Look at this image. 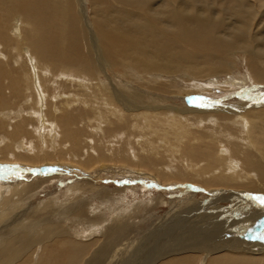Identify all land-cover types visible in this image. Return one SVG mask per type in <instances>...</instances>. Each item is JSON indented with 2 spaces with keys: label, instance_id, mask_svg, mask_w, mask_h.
<instances>
[{
  "label": "bare ground",
  "instance_id": "6f19581e",
  "mask_svg": "<svg viewBox=\"0 0 264 264\" xmlns=\"http://www.w3.org/2000/svg\"><path fill=\"white\" fill-rule=\"evenodd\" d=\"M88 1L90 2V5L92 7L91 20H88L87 18L86 2L83 0L81 3V6L83 5L82 12L80 11L82 14L78 10V8H80L79 7L80 4H78L79 2L77 0H63L65 5L64 8H61L59 6V0H0V42H9L11 40V36L9 34V30L7 29V25L18 15L24 17L25 20L24 22L26 23V25H29L30 27L28 32L29 36L27 38V43L29 44L30 48L34 51V54L37 55L38 58L37 61L33 57L34 61H36L37 67L40 64L39 67H43L45 71L48 69L47 71L48 73H51V68H53L52 70L53 72L59 69V67L61 66L66 67V69L68 68L70 69V67L71 68L74 67L76 69H79L80 73L82 72V74H84L83 75L85 76L84 80H86L88 78L89 79L94 78L95 72L102 73L106 71L105 69L107 68L116 69L117 67V69L131 70L134 73L132 76H128L127 74H125V72L121 73L122 76L125 77L124 82L126 83L124 84L128 85V88H123V86L117 87L116 84L115 85L113 83L111 84L112 81L109 78L110 83L108 81H99L97 82L98 84L97 83L93 84V82L90 83L88 86L91 87L92 93L91 94L85 93V96L83 94L81 95V98L84 97L83 99L87 100V102L83 104L84 109H86L84 112L86 113V116L89 117L93 116L95 118L94 121L100 126L101 124H103L104 126L103 128L106 132L105 134H107L108 138L109 136H114V138H117L119 135V139H120L121 138L120 135H122L123 133H124L123 135L130 134L131 136L134 137L137 136L141 137L140 150L142 151V153L139 152L137 156L140 155V159L142 161H140V163L138 164L132 162L134 166H136L140 170H142L143 168L146 169L149 168L150 170L147 172L154 175L156 179H159L162 182H166V183L194 182L202 186L203 188L211 190V192H214V195H216L217 193V195L214 196V198H212V201L214 200L216 202L220 194L224 195L228 192L230 193L232 190L235 189H238L236 191H246V192L248 190L256 191L259 192L260 195L261 194L264 195V151L262 152L264 148L262 150L260 149V147H262L260 146L261 143H257V144L255 143L254 146L248 147L247 149L246 147L244 148L243 145L244 143H241L243 146L237 144L234 147L230 148V151L231 150L233 151H231L232 153L231 152L229 153L233 154V152L235 151L237 155L240 156L239 159L240 161L238 162L240 163L242 161V165L239 164L242 167L238 166V164H237L238 167L235 166L233 167L234 164H230L229 169L232 173L230 175H227L225 174L226 171L223 172L221 170L222 171L221 172L219 170L218 172H214L213 170L216 167V163H218L217 162L218 160L215 163L213 159V154H214L213 146L210 145L206 147H201L194 143L193 145H191V143H188V145L186 146V144L184 145V143L186 142L187 139L184 138L188 137V141L190 140L189 131L185 130L184 132V129L180 130L179 128H174V133H176L178 138L177 139L175 138L174 139L175 141L173 143L175 142L180 143V145H177L178 147H181L182 145L185 146L184 149H182L181 151L182 153L188 152L189 155L188 162L190 165L193 166V169L189 170V173L191 175L180 179L179 177H177L179 174L173 171L174 168H172V166L169 165L168 163L169 159L164 154V152H167L164 150V148H166L167 146L169 147L172 144L167 145V143L171 142L170 141L171 138L169 139V136L171 135H166L163 133H168L170 129L172 130V128L169 127L170 129L169 130L167 129L166 132L165 130L160 129V137L159 135L158 137L156 136V134H159L158 132L157 133H155V131L154 133L151 132L153 128L152 126L153 124L157 126L161 125L160 120L161 121L166 120L169 123L174 122L180 125L182 121L179 120L180 117L179 115L186 112V107L192 108L191 110L195 112L205 113L206 115L209 116L208 117L209 119H215L213 117L221 116V118H223L225 122L230 121L232 122V124L235 125L236 123H238L237 126L239 125L245 126L246 124H248L247 122L249 121H247L246 118L245 120L244 117L241 116L242 114L238 115L241 111L245 109L244 108L245 106L243 107V105L231 106L228 104L218 105L214 103L211 105L196 104L198 106L187 105L182 108L181 107L175 108L174 106H165V107L160 106L159 101L160 102L162 100L171 101L176 96L172 97L169 96V94L170 95L172 93L175 94V92L181 94L182 92H184L182 89L181 90L177 89L176 91L172 92L173 89L171 88L172 84H176L179 86L182 83L179 80H181L183 77L185 78L187 76L189 77L191 76L190 78H193L192 80H194L193 76H197V75L199 79L201 77L202 78L206 77L205 79H203L206 80L205 81L206 86H204L205 89L206 88L211 89L209 85H212L214 82L218 84L225 83L227 79L225 78L221 79L222 78L221 74H224L223 72L226 71L228 73L231 72L230 74H232L234 71L233 69L230 68V66L234 68L235 66L238 65V64L233 65L231 60L232 56L236 57L238 61L244 63L253 71L252 73L255 74L257 82L260 81L264 82V66H263L264 65V59H263L264 58V26L262 27L260 25L261 24L260 20L262 19V17L264 19V0H223L221 3L218 4H216L218 0H88ZM249 2H253L254 5L248 4ZM157 6L158 8L155 9V7ZM170 25L174 27L169 28ZM258 25H260L262 28H260V26ZM12 31H14V33L17 34L16 36L19 35L21 37L20 35L21 30L19 26L17 29L14 30L12 29ZM223 33H225V35ZM1 52L2 50L0 48V54ZM28 55H30L29 51H28ZM31 58L32 56L30 57V59ZM197 64L199 65V67L197 66ZM236 69L238 70V72L240 71L238 67H236ZM40 71H42V69ZM85 72L87 74H85ZM162 73L168 74L167 77L171 79V83L168 82L169 86L166 82L169 80H166L167 77L165 78ZM63 74L64 73H62V75ZM22 75L25 76L24 74ZM86 76L88 78H86ZM210 76L212 78H210ZM236 77L239 78V80L237 81L246 82V80L240 79L242 77L240 73H237ZM230 79L231 78H228V80ZM203 80L201 81L194 80V82L198 81L197 82L198 85L196 84V86L198 87L199 83L203 82ZM6 81L7 83L5 84ZM151 81H162V82H155L154 84L155 86H154L153 83H151ZM22 83H23L22 77L19 74L15 76L13 71L10 70L9 66L6 63L0 61V109L4 110L12 106L11 103L8 101V98L4 96L2 89L4 91L8 89L12 94H14L16 97L20 99V96L23 94L20 88ZM24 83L26 84L30 83V80L29 79L28 81L24 80ZM59 86L62 87L61 85ZM203 89L204 88H202V90ZM47 90L52 91L54 89L51 90L50 88ZM156 91L157 92L159 91L160 94L153 95L152 93ZM200 92L202 91L200 90ZM50 93L51 92H49L48 94ZM144 95L152 97L153 99L151 98L150 100H154L158 104L155 102L146 104ZM39 99H42V96ZM92 101H95V103H93ZM137 102L144 104L145 107H142L141 104L136 105ZM4 103L7 104L5 108L3 106ZM261 106H262L261 104L254 106L253 108L258 109L254 111L255 112L264 111V107ZM121 107L124 110H122ZM142 109L146 111H143ZM161 109L164 111L165 109H167L166 110L167 113L161 112ZM188 111L189 109L187 110V112ZM249 113H250L249 115H253L251 109ZM245 115L248 114L245 113ZM245 115L243 114V116ZM239 119H241V122H238ZM72 120H74V117L69 121H67L68 123H66V128L64 130L65 140L67 139L69 141H74L76 142V145H78L80 142H78L76 138H78L80 132L78 131V129L77 132H74L72 130L73 123L70 122ZM24 122L21 121L19 124L14 125V131L11 133L10 138H17L22 133V130L26 124V122L25 123ZM251 125L252 124L250 123V127ZM4 126H5V122L1 120L0 134H2L1 131L5 130L3 128ZM249 132L251 131L249 130ZM149 133H152L154 135V136L152 135L154 137L153 140L147 139ZM166 136H168V138ZM243 136L244 137L247 136V140L250 138L248 137L249 136L248 134L243 133ZM128 137L131 138L130 136ZM226 137L228 136L226 135ZM233 138L236 139L237 138L236 135ZM229 139L230 138H228V140ZM224 140H227V138L225 139L224 137ZM114 141H116L115 143L117 144L115 148L114 147L106 148V146L104 145L105 148L102 147L103 150L101 148L100 151L98 149H95L94 152L95 151L96 153L98 152V155L100 156L99 159L102 162H110V161L113 162V160H118L119 158H121L122 160H119L118 163L125 164L128 160L127 157H124V153L126 152V149L121 148L120 140H114ZM76 145H75V152L79 153V149H81L82 151V148H80L82 146H80L79 144L80 147L78 149V146ZM228 145L229 143H227V146ZM233 145L234 144L232 142V146ZM174 146L177 147L176 145ZM25 150L29 151L26 148ZM72 150H73L72 148L69 149V155ZM170 150L172 149L170 148L169 151ZM1 151L2 152L9 151V145H6L4 146V148H1ZM58 154L60 159H62L64 155H68V153L65 151L64 152L60 151L58 152ZM14 156H19L17 158L18 160H22V161L27 160L31 162L32 165L39 164L42 162L45 163V161L53 160L52 157L48 156L46 153L45 155H40L39 153H36L33 157L24 156L23 154L20 153L19 154L15 153ZM115 156H117L118 159H115L114 158ZM132 157L133 159L136 158L135 156ZM88 162L90 163L91 161L89 160ZM234 162L236 163V161ZM200 163H204V164H202L201 166L199 165ZM191 167L188 165L186 167H183L184 168L183 170L186 171V169H191ZM252 169L254 170L252 171ZM178 170L181 171L182 169L178 168ZM250 170L252 171L253 174L252 177H251L252 174L248 175V171ZM139 174L141 175V173ZM143 175L145 174L143 173ZM247 176H250V178L249 177L247 178ZM207 178L210 179L207 180ZM20 185L22 188H19L18 185L17 188H15L16 190L13 191V197L15 196L14 194H19L18 196H20V193H23L27 189L26 185L23 184ZM40 204L42 203L40 202ZM69 205L70 204L66 206ZM12 206L13 205H11L9 209H12ZM84 206L82 205V207ZM35 207L37 206H34V209ZM46 207L47 206H45V208ZM38 209L40 210L39 207ZM39 210H31L32 213L28 218L30 220L31 217L35 218L37 216L39 218L41 212ZM197 210L199 211L200 208H197ZM23 211L26 210L23 209ZM81 211L83 213V210ZM45 212H47V210H45L44 213ZM208 212L214 213L216 215V211L215 212L208 211ZM43 214H41V217ZM208 214L203 213L201 215V218L198 215L197 219H192L191 211L185 210V212H180L177 216L173 217L171 219V222L168 220L170 223L169 222L166 223V226H169L173 229L178 227V232L175 233V230L167 229L164 230V233L162 234L163 230L160 228L159 233L156 235H159L158 236L159 239L160 236L161 239L162 238L163 239L162 240L160 239V241L158 242L159 244H155L152 247L148 248L150 256L152 258L150 259L152 261H156L157 259H162L163 261L158 264H192L196 256H199L202 252H206V254L210 252V254H212L211 256L212 258L209 261L207 260L208 261L207 264H244L245 262L253 263V264H264V257L258 258L261 257L258 256L259 252L261 253V251L264 250V239L258 241L263 236L255 235V239L253 238L254 241H252V239L248 240L245 237L241 239L236 235H232L235 238H237L240 243H234V241L231 242L232 240H229L230 238L228 240H225L224 238L226 236H223L221 234L222 232L221 229L223 226L219 225L221 217H218V215L214 217L213 214V217L210 218ZM2 215H0V217ZM244 217L248 222V217L246 216ZM94 219L96 218L94 217ZM242 219L243 216L240 218V221ZM189 220H191L190 223H188ZM116 221L118 222V220ZM246 221L244 220L243 222L242 221L241 222L243 224ZM126 222L124 223L123 221L122 223L120 222L117 225L114 224V226L112 227L113 232L119 234L117 235V237H120V235L127 236L131 223H129V221L127 223ZM234 222H235L234 220L233 222H230V225L231 224L233 225ZM254 222L255 224L257 223L256 220H254ZM12 223H14V221ZM25 223H23L22 225V228L24 229H26V227H28L31 224H35L34 222L33 223L31 222L30 224L27 223L25 225ZM54 224H52L51 222L48 223L46 222L45 225H47L48 228L47 229L42 228L44 234L40 233L41 236L39 237L40 241L33 238L32 240H27L25 239L26 237L25 238L23 237V235L21 238L17 240L16 244L19 245L17 247L13 246L15 243L14 242L12 243V241H8V240L7 242L1 241L3 243L2 244L0 243L1 245L0 264L8 263L17 253L23 250L20 247L29 246L32 243H34L35 240L41 242L42 244L43 243L45 244L48 241L46 239H48L49 237L48 238H44V237L51 234V231L49 230H51L50 228ZM195 224L197 226H195ZM212 225L215 226L219 225L218 227H220V229H218V231L216 230V232L212 231L211 230ZM230 225L229 227L226 228V230L230 231L231 232L230 235H231L232 231L234 230L235 224L233 226ZM239 226L240 225H238V227ZM233 232L236 233L235 231ZM263 232L264 231H262V233ZM31 233L30 235H32ZM65 234L66 233L64 232V230H60V233L57 235L58 237L55 235L58 239V240L56 239L58 241L57 246L53 248L47 247L48 249H46L45 247V251L47 252L45 253L46 263L44 264H72L71 261L73 259H71L70 257V261H69V258H67L69 253L70 252L72 253L70 254V256L74 254L75 256H77L79 252L75 253L76 251H72L73 249H70V247L66 248ZM110 240H111V236H110ZM104 244L105 245H103L100 248L98 247L95 250L94 253L96 254L92 253L94 257L93 259L87 258L85 260V264H108L107 257L109 256L108 258H110L112 252H115L113 255H116L117 250H113L111 247L109 248L110 242L108 243L106 241ZM158 245L160 248L158 247ZM128 247L130 246L128 245ZM238 247L243 250L242 252H244V254L243 253L241 254V251ZM42 249L44 251V248ZM218 250L220 252H217ZM245 251L247 253H245ZM42 254L40 255V257L42 256ZM250 255L256 257H251ZM32 256L34 257V255ZM122 256H124V250L120 257ZM180 256H183L184 258L180 259ZM127 263H130V261L126 262L125 264Z\"/></svg>",
  "mask_w": 264,
  "mask_h": 264
},
{
  "label": "rangeland",
  "instance_id": "374dc122",
  "mask_svg": "<svg viewBox=\"0 0 264 264\" xmlns=\"http://www.w3.org/2000/svg\"><path fill=\"white\" fill-rule=\"evenodd\" d=\"M77 1L79 2L78 4H80L79 5L80 8H78V10L79 12L80 11L82 12V6H83V5L81 6L82 0H77ZM83 1L86 2L87 18L88 20H91L92 7L90 5V2L88 0H83ZM222 1L223 0H218L216 4L221 3ZM248 4L254 5L253 2H249ZM59 6L61 8H64L65 5L63 0H59ZM157 8L158 6L155 7V9ZM24 21H25L24 17L17 15L11 22H9L7 25V29L9 30L11 40L9 42H0L1 44L0 48L2 50L0 54V61L6 63L9 66L10 70L13 71L15 76L19 74L22 77V81H23V83L20 86L23 92V94L20 96V99L16 97L14 94H12L8 89H6L5 91L2 89L4 96L8 98V101L11 103L12 106L11 105L10 106L12 108L10 107L4 110L0 109V121L2 120L3 122H5V126L3 127L5 130L1 131L2 134H0V152H1L0 153V213H1L0 215L3 214L0 217L2 219V220L0 219V228H1L0 243L2 244L4 241L7 242L8 240V241H12V243L14 242L15 244L13 246L17 247L19 245H17L16 242L19 238L22 237V235L24 238L26 237L25 239L27 240H32L33 238L40 241L39 238L41 237L40 233L44 234L42 228L45 229L48 228L47 225H45L46 222L47 223L51 222L52 224L55 223L56 226L55 224L52 225L50 228L51 230H49L51 231V234L44 237V238L49 237L48 239H46L48 240L46 242L47 244L46 243L42 244L41 242L35 240L34 242L35 245L34 243H32L29 246H22L20 248H22L23 250L21 249L22 251L20 250L21 252H19L21 254L17 253L6 264L46 263L45 253L47 251H45V247L46 249H48L49 247L53 248L57 246L58 244L57 235L60 233V230H64V232L66 233L65 234L66 248L70 247V249H73L72 251H76L75 253L79 252L77 256H75V254L70 256V254L72 253L71 252L69 253L67 258H69V261H70V257L71 259H73L71 261L72 264H85V260L87 258L93 259L94 258L93 254H96L94 253L95 250L98 247L100 248L103 245H105L104 243L106 241L108 243L110 242L109 248L111 247L113 250H117L116 255H113L115 252H112L110 258H108L109 256L107 255L108 264H122V263L125 264L128 261H130V263L127 264H158L163 260L157 259L156 261H152L148 248L152 247L155 244H159L158 242L160 241L161 236L159 239L158 238L159 235H156L159 233L160 231L159 229L161 228L163 230L162 234L164 233V230L173 229L169 226H166V223H168L169 221L171 222V219L173 217L177 216L180 212H185V210L191 211L192 219H197L198 215L201 218V215L203 213L205 214L209 213L208 216L212 218L214 213H210L208 211L211 212L216 211V215L214 214V217H216L217 215L218 217H221L219 225L223 226L221 229L222 231L221 234L223 236H226L224 238L225 240H228L230 238L229 240H232L231 242L234 241V243H240L238 239L232 235H236L241 239H243L244 237L247 238L248 240L252 239V241H254L253 238L255 239V235L256 236L261 235L263 237L260 238L258 241L264 239V232L262 233V231H264V218H263L264 203H261V200H264V195L262 194L260 195V193L256 191L248 190L246 192V191H236L238 189H235L232 190L230 193L228 192L224 195L220 194L216 202L214 200L212 201V198H214V196H216L217 193L216 195H214V192H211V190L203 188L202 186L194 182L192 183L162 182L159 179H156L154 175L147 172L150 170L149 168L147 169L143 168L142 170H140L132 163L134 162L135 164H138L140 163V161H142L140 159V155L137 156L139 152L142 153V151L140 150V141H141L140 136L134 137L131 136L130 134L129 135L126 134L127 135L126 137V135H123L124 134L123 133L122 135H120L122 139L121 138L119 139V135L117 138H114V136H109L108 138L107 134H105L106 132L103 128L104 127L103 124H101L100 126L94 121L95 118L93 116L90 117L86 116V113H84L86 109H84L83 104L87 102V100L83 99L84 97L81 98V95L84 94L85 96V93L87 94L92 93L91 87L88 85L92 82L93 84H96L99 81L109 82L110 81L109 78H110L112 81L111 84L112 83L114 85L116 84L117 87L123 86V88H128V85L124 84L126 83L124 82L125 77L122 76L121 73L125 72V74H127L128 76H132L134 73L131 70L117 69V67L116 69L107 68L105 70L109 74L106 71L102 73L95 72L94 78L89 79L86 76V78H88L86 80H84L85 77L83 76L84 74H82V72L80 73L79 72L80 70L74 67L72 68L70 67V69L69 68L66 69V67L61 66L59 67V69L53 72H52L53 68H51V73H48L47 72L48 69L45 71L43 67H39L40 64L37 67L36 64V61L38 59L37 55L34 54V51L30 48L29 44L27 43V38L29 36L28 32L30 27L29 25H26ZM260 21H261L260 25L263 27L264 26L263 17ZM18 26L20 27L21 30L20 33L21 37L19 35L16 36L17 34H15L14 31H12V29L13 30L17 29ZM261 26L260 28H262ZM170 27L173 28L174 26L170 25L169 28ZM223 34L225 35V33ZM28 51L30 55H28ZM31 56L32 58L30 59ZM33 57L35 58L36 61H34ZM231 60L233 65H237V64L238 65L235 66L234 68L230 66V68L233 69L234 71L232 74H230L231 72L228 73L227 71L223 72L224 74H221L222 75L221 79L224 78L227 79L225 83L218 84L214 82L212 85H209L211 89L209 88L205 89L204 86H206L205 85L206 80L203 79H205L206 77L205 78L201 77L202 79L201 78L199 79L198 75L197 76L192 75L194 77V80H199V81L203 80V82L199 83L198 87L196 86L198 81L194 82V80H192L193 78H190L191 76L190 77L187 76L185 78L183 77L182 78L183 80L182 79L179 80L182 82L179 86L176 84H172L171 88L173 89L172 92L176 91L177 89L180 90L182 89L184 92H182L181 94L175 92L176 95L174 93H172L171 95L169 94V96L172 97L176 96V97L173 98V100L171 101H166V100L165 101L162 100L163 102L159 101V104L160 106L163 107L174 106L175 108L176 107L182 108L187 105L198 106L196 104L211 105L214 103L218 105L228 104L231 106L243 105V107L245 106L244 108L247 109L248 112L247 110L244 109L238 115L242 114L241 116L244 117V119L246 118L247 121H249L247 122L248 124H246L245 126L239 125L240 126L239 127L237 126L238 123H236L235 125L232 124V122L230 121L225 122L224 119L221 118V116L213 117L215 119H209L208 118L209 116L206 115L205 113L195 112L191 110L192 108L186 107V112L179 115L180 116L179 120L182 121L180 125L174 122L169 123L166 120L165 121L160 120L162 126L158 125L159 126L158 127L157 125L153 124L152 125L153 128L151 130V132L153 133L154 131L155 133L158 132L159 134H156V136L158 137L159 135L160 137V129H163L166 132L167 129L169 130L170 128H172V130L170 129L169 132L167 131L168 133H163V134L171 135L169 136V139L171 138L170 139L171 142L167 143V145L174 144L176 146L180 145V143L177 142L173 143L175 141L174 139L178 138L176 133H174V128H179L180 130L184 129V132L185 130L189 131L190 142L188 141V137H186L184 138L187 139L184 145L186 144L187 146L188 143H191V145H193L194 143L201 147H206L210 145L213 146L214 149L213 159L215 163L218 160L217 161L218 163H216V167L213 170L214 172H218L219 170L220 171L222 170L223 172L226 171L225 174L227 175H230L232 173L229 169L230 164H234L233 167L234 166L238 167L240 166L239 164L242 165V161L240 163L238 162L240 161L239 160L240 156L237 155L235 151L233 152V154H231L232 153L231 151L233 150L230 151V148L234 147L237 144H240L241 146L244 145V148L246 147L247 149L248 147L254 146L255 143L256 144L261 143L260 145L262 146L260 147L261 150L264 148V142H263L264 141V111L255 112L254 110H258V109L253 108L254 106L259 104L262 105L261 107H264V82L261 81L257 82L255 74L252 73L253 71L247 65L238 61L236 57L232 56ZM197 66L199 67L198 64ZM236 67L240 69L239 72L236 69ZM40 68L42 69L43 72L40 71L41 70ZM62 73L64 74L62 75ZM237 73H240V75H242L240 79L246 80V82L237 81L239 80V78L236 77ZM22 74H24L25 76H23ZM85 74L87 73L85 72ZM163 75L166 78L168 74L164 73ZM42 77L44 78V80ZM210 78L212 77L210 76ZM228 78L231 79L228 80ZM28 79L30 80L31 84L24 83V80L28 81ZM166 80L165 81L169 86V83H171V79L167 77ZM155 82H162V81H151L153 85L155 84ZM6 83L7 81L5 82V84ZM59 85H61L62 87H60ZM199 87L202 92H200ZM50 88L51 90L52 89L54 90L52 91L47 90ZM202 88H204L205 90L204 89L202 90ZM213 89H215L216 91ZM47 91L48 93L49 92L51 93L48 94ZM152 94L155 95L160 93L159 91L158 92L156 91L153 92ZM41 96L43 100L39 99L41 98ZM151 98L152 97L150 96L144 95L145 103L146 104L152 102L157 103L154 100H150ZM92 102L95 103V101ZM140 104H141L140 102H137L136 105H140ZM3 106L5 108L7 104L4 103ZM141 106L145 107L144 104H141ZM188 109L189 111L187 112ZM250 109L253 115H249ZM142 110L146 111L144 109ZM166 110L167 109H165V111L161 109V112L167 113ZM245 113H247L248 115H245ZM243 114L245 116H243ZM73 117L74 120L70 121L73 123L72 130L74 132H77L78 129V131L80 132L76 140L80 142L79 144L82 147H80L79 144L76 145V142L74 141H69L67 139L65 140L64 130L66 128V123H68L67 121H69ZM239 120L238 122H241V119ZM21 121L26 122L22 130V133L17 138H10L11 133L14 131V125L19 124ZM250 123L252 124L251 127H250ZM247 130L248 132L249 130L251 132L248 133ZM243 133L248 134L249 135L248 137L252 139L249 138L247 140V136L244 137ZM234 134L237 137L236 139L233 138L235 136ZM152 135H153L152 133H149L147 139L153 140L154 135L153 136ZM226 135L228 137H226ZM128 136H130L131 138H129ZM166 137L168 138V136ZM224 137L225 139L227 138V140L228 138L230 139L227 141L224 140ZM114 140H120L121 148L126 149V152L124 153V157H127L128 160L125 164L118 163L119 160L122 159L121 158L118 159L117 156H115L114 158L118 160H113V162L112 161L102 162L99 159L100 156L98 155V152L97 153L96 151L94 152L95 149H98L100 151L101 148L103 150L105 146L106 148L107 147L115 148L117 144L115 143L116 141ZM232 142L234 144L233 146H232ZM9 143L12 144L10 145ZM227 143H229V145L231 146L229 145L227 146ZM241 143L244 144L242 145ZM6 145H9V151L2 152L1 148H4V146ZM75 145L78 146V149L79 147L82 148V151L81 149H79V153L75 152ZM172 145L169 147L167 146L166 147L167 150L166 148H164V150L167 151L164 152V154L169 159L168 160L169 165H171L172 168H174L173 170L174 172L179 174L177 177H179L180 179L186 176H190L191 174L189 173V170H192L193 166L190 165L188 162V158H189L188 152L183 151L184 153H182L181 151L182 149H184L185 146L181 144L183 146V147L181 146L182 147L181 148L178 146L175 147L173 145L174 147L173 148ZM25 148L28 149L29 151L25 150ZM70 148H72L73 150L69 155ZM170 148L172 149L170 150L171 152L169 151ZM60 151L62 152L65 151L68 153V155H64L63 158L60 159L58 154V152ZM263 151L264 150H262V152ZM18 152L20 154H23L24 156H32V157L36 153H39L40 155H45L46 153L48 156L52 157L53 160L45 161V163L42 162L35 165L33 164L34 165L33 166L31 162L27 160H25L26 162L22 160H18L17 158L19 156H14L15 153L19 154ZM225 154L227 155V157ZM132 156H135L136 158L133 159ZM89 160L91 161L90 163L88 162ZM234 161H236V163ZM187 164L190 167L191 166L192 167L191 169H186L185 171L183 170L184 169L183 167L188 166ZM202 164L204 163H200L199 165L202 166ZM178 168L182 170L179 171ZM253 170L254 169H252V171ZM252 171L251 170L248 171V175L252 174ZM139 173H141V175ZM143 173L145 175H143ZM252 176L253 174L251 175V177ZM248 177L250 178V176H247V178ZM209 179L210 178H207V180ZM20 184L26 185L27 187L26 186L25 187L27 189L23 193H20V196H18L19 194H14L15 196L13 197V191L16 190L15 188H17L18 185L19 188H22ZM29 202L30 204L31 203L32 204L30 205ZM40 202L42 204H40ZM68 204L70 205L66 206ZM11 205H13L14 207L12 206V209H9ZM82 205L83 206L86 205V206L82 207ZM34 206L37 207H35L34 209ZM45 206L47 207L45 208ZM201 206L204 207L202 208ZM38 207L40 208V210L38 209ZM197 208H200V210L198 211ZM23 209L26 211H23ZM31 210L41 211L39 218L37 216L35 218L31 217L30 220L28 217H30V214L32 213ZM45 210H47V212L44 213ZM81 210H83V213ZM41 214H43L44 216L42 215L41 217ZM128 216L130 219L128 218ZM242 216L245 221L246 219L244 216L248 217V222L247 221L244 222L245 224L244 223L242 224V222L244 221L243 219L241 220L242 222L240 221V218ZM94 217L96 219H94ZM116 220H118V222L120 220L121 223L123 221L124 223L126 221L127 222L129 221V223H131L127 236L120 235V237H117V235L119 234L113 232L112 227L114 226V224L117 225L120 223V222L118 223ZM233 220L235 221L233 223V225L235 224L233 231H235L236 233L232 231V234L230 235L231 232L226 230V228L229 227L230 222H233ZM254 220H256L257 222L256 224ZM13 221L15 224L12 223ZM31 222L32 223L34 222L35 224L29 225L28 227H26V229L22 228L23 223H25L26 225L27 223L30 224ZM190 222L191 220H189L188 223ZM238 225L240 226L238 227ZM195 226L197 225L195 224ZM218 226L212 225L211 230L215 232L216 230L218 231V229H220V227ZM28 228H30L31 230ZM173 230H175V233H177L178 227L174 228ZM30 233L32 235H30ZM110 236H111V240H110ZM40 244L41 247L44 248V251L40 247ZM128 245L130 247H128ZM123 250H124V256L120 257L121 254L123 253ZM240 251L241 254L242 253L244 254V252H242L243 251L242 249H240ZM217 252L220 251L218 250ZM245 253L247 252L245 251ZM41 254L42 256L40 257ZM32 255H34V257ZM211 256L212 254H210V252L208 254H206V252H202L199 256H196L194 258L192 264H207L208 261L212 258ZM250 256L256 257L253 255ZM258 256H261L258 258H263L264 250H262L261 253L259 252ZM16 257L18 258V260ZM40 258H42L45 262ZM183 258H184L183 256H180V259ZM244 264H253V263L245 262Z\"/></svg>",
  "mask_w": 264,
  "mask_h": 264
},
{
  "label": "snow or ice",
  "instance_id": "6c2138e0",
  "mask_svg": "<svg viewBox=\"0 0 264 264\" xmlns=\"http://www.w3.org/2000/svg\"><path fill=\"white\" fill-rule=\"evenodd\" d=\"M258 199H260V198H258ZM261 203H264V200H261Z\"/></svg>",
  "mask_w": 264,
  "mask_h": 264
}]
</instances>
